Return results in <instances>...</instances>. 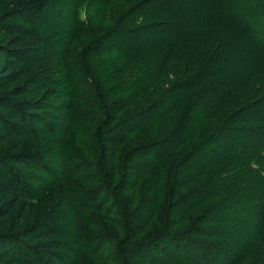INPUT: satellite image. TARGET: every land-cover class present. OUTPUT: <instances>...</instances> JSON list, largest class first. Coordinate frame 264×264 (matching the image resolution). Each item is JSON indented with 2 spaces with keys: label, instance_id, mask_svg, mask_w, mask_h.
Listing matches in <instances>:
<instances>
[{
  "label": "rangeland",
  "instance_id": "obj_1",
  "mask_svg": "<svg viewBox=\"0 0 264 264\" xmlns=\"http://www.w3.org/2000/svg\"><path fill=\"white\" fill-rule=\"evenodd\" d=\"M47 1L46 9L39 14L44 16L46 26L58 25L60 29L50 27L46 31L28 24L24 17L29 20V16L23 17L17 11L29 8L26 0L0 3V115L11 108L8 104L27 113L26 124L22 125L25 130L17 132L12 125L11 134L0 130V178L10 184L8 190L0 187V264H175L173 259L178 255L174 254L173 244L161 236L164 229L158 226L157 218L141 229L131 215L121 222L125 213L122 198L132 203L127 211L137 208L142 198L137 191L142 189L144 179L136 186L139 178L129 176L126 167L125 174L131 179L121 189L122 198L114 186L126 180L119 177L118 170L124 158L131 163L125 151L143 142V138L158 136L153 131L128 135L127 121L118 128L117 117L136 107L134 95L138 91L127 90L133 86L131 81L117 87L112 77L131 71L139 64L137 61L153 66V73L161 76L160 85L168 82L166 92L179 91L174 82L188 79L189 95L170 119L179 122L194 110L196 124L211 127L213 133L204 144H198L200 135L195 136L181 151L184 148L185 155L197 143L194 158L210 160L222 151L227 155L224 163L212 165L200 179L217 178L224 166L226 172L235 174L233 182L240 183L236 192L231 189L190 207L194 208L190 217L171 228L183 230L193 222L199 236L215 242L227 241L228 237L239 245L260 235L263 223L257 203L264 200V181H257L259 176L250 172L243 157L252 154V160H258L256 145L264 143V135L255 129L249 146L242 142L249 139L248 126H264V99L254 107L248 104L263 97L264 78L257 75H264V62L256 58L253 40L244 33L240 35L223 13L240 10L238 18L244 19L246 26L253 25V16L258 19L255 15L261 12L257 11L256 0H156L174 13L163 23V30L152 35L156 41L152 48L138 55L101 50L109 46L110 38L102 45L97 39L112 26L117 28V17L139 0H115L103 6L99 14L88 9V0ZM70 7L76 10L79 22L85 20L87 32L65 30L72 17ZM179 39V53L164 60L169 43ZM116 65L121 72L115 73ZM79 68L89 78L86 86L75 85L80 84ZM231 117L236 121L224 124ZM170 119L152 126H172ZM2 122L0 119L3 129ZM113 134L117 143L111 142ZM176 150L172 158L182 154L178 147ZM103 162L110 166V175L102 173L100 165L106 166ZM108 185L117 191L110 192ZM196 188L190 183L185 190ZM211 205L219 208L210 215L219 218L214 221L205 220L204 211ZM150 211L149 207L142 208V222ZM220 217L230 218L231 222ZM129 228L139 231L130 236ZM43 232L49 237H42ZM29 235L38 240H30ZM140 245L144 251L138 250ZM242 264H264V257H250Z\"/></svg>",
  "mask_w": 264,
  "mask_h": 264
},
{
  "label": "trees",
  "instance_id": "obj_2",
  "mask_svg": "<svg viewBox=\"0 0 264 264\" xmlns=\"http://www.w3.org/2000/svg\"><path fill=\"white\" fill-rule=\"evenodd\" d=\"M30 1L35 3L31 4L33 2ZM36 1L39 0H26L25 4L29 6V8L17 10L19 12L17 13H21L23 17L29 16V20L25 17L24 20H27L28 24L33 25L36 28H41L46 31H48L50 27L54 28V30L59 28L58 25L48 24V26H46L47 23L43 22L44 16L39 14L41 11H43L42 9H46L49 1ZM114 1L115 0H88V9L90 7L92 9L91 11H95L97 14H99L104 9L103 6H110V4L115 3ZM6 2H8V0H0V3L2 4ZM255 3L258 13L260 10L261 12L259 16L258 14L255 15V17H258V19L254 18L253 16L252 19L256 21L250 26H246L245 20L239 19L236 15L242 12L240 10H238L237 13V10L235 11L233 9V12L229 11L226 13L224 11L223 13L225 17H229V19L232 20L240 35L243 36L244 33L246 37L253 40V48L257 51L256 58H258L260 61L262 59L264 62V0H256ZM165 7L166 6L164 3H157L156 0H139V2H135L134 4L130 5L122 15L117 17L118 27L116 28L112 26L109 28V30L105 31L99 36L97 40L99 42L101 41V45L103 41L105 42L108 40L107 38H110L108 42L109 46H102L100 49H105L107 52L114 51L116 54L120 53L123 55H138L143 54V52H147L152 48V45L156 43V41L154 42V37H152V35L156 34V32L159 30H163V23L167 21L169 15L174 13L173 11L166 10L167 8ZM69 13H71L72 17L69 19V27L65 30H69V28H71L70 32L76 34L87 32V27L84 24L85 20L81 19L79 22V19H76V10H73V7L69 8ZM58 34H60L59 30ZM184 35L187 36L186 34ZM169 45L171 47L166 49V53L163 57V59H167V61L172 58L175 53H179L181 46L180 39L178 42H170ZM109 54L113 55V53ZM137 62L140 65H135L131 71L121 74L119 78H116V76L112 77V81L117 84V87H119L118 84L121 82H123V84H128L131 81L133 86L127 90L131 91L132 89H137L138 91L137 94L134 95L136 98H134L135 102L133 105H136V107L131 111H126V113L122 114V116L117 117V123L119 124L118 128L122 125L125 126V121H127L128 124L126 129L128 135L134 134L137 131L141 132L142 134L145 131H153L154 134L158 136L151 140H144L142 136L143 142L137 143V141L135 142L137 143L136 145L125 151V154L128 155V159L131 161V163L129 165L126 162L128 161L127 157L124 158L123 161H121L123 162V165H121L118 170L119 177H126V180H120L118 185L113 183L114 186H117V190L119 191V199L123 196L121 189H123L124 184L131 179L129 176L132 174L134 177L139 178V181L136 182V186L140 185L141 179H144V185H142V189L140 191H137V193L141 195L142 198L140 199L138 207H135L132 212L130 208L129 211H127V207L132 203H130L128 199L122 198L125 203H122L125 213L122 215L123 217L121 218V222L124 221L125 217H127L125 218L126 220L128 219V216L131 215L135 221L133 219L131 220L136 223L138 222V224L140 223L139 229H141L145 227L151 220L157 218L158 226H161V228L164 229V231L161 233V236H165L166 239L173 244V250L176 252L174 254L179 256V260L177 258L178 256L173 259L175 264H242L250 257H255L257 259L258 257H264V200L260 201V203H257V205L260 204V209L258 212L260 222L261 224L263 223L262 231L260 232V235L256 234V236H253L252 238H247L248 240L245 242V245H239L237 243L233 244V239L228 237L227 241L224 240V242H215L213 240H208L205 237H201L198 235V228L193 222H191V225L187 226V228H184L183 230H173L171 228L173 224H177L181 220L185 221L190 217L189 214L193 212L194 209L190 207H198L205 199L208 201V199H213L225 191H229L231 189L236 192L240 183L237 181L235 183L233 182L235 179V174L232 172H226L224 170V166L220 168L221 173H217V178H212L210 181L200 179L202 176H204V173H207L212 168V165L224 163L227 155H225V153L222 151L215 158L210 160L194 158L198 152V144H204L205 142H208V138L213 133L211 127L206 125L200 126L199 123L196 124L198 118L197 115L193 114L194 110L191 111V114L189 115V118L187 117V119L185 118L179 120V122L170 119L173 117L171 114L175 113V111L179 108V105L184 100V97L189 95L187 91L190 89L186 90V87H188V79H185L184 81L183 79H180L177 82H174V84H178L179 91L175 89V91L172 92V90L169 89L166 92V86L168 82L160 85L159 80L161 76L160 74L155 75L153 73V66L148 67L146 64L140 63V61ZM258 66H260V62L258 63ZM81 71V68H79L78 80L80 84L76 82L75 85L77 87L80 85L86 86L89 80L86 73ZM151 71V76L149 75L148 78V74ZM116 72H121L120 67L117 65L115 67V73ZM257 77L261 79L264 78V75H257ZM154 82H156V84L153 86ZM161 87L163 93L160 92ZM262 96L263 97L261 99L250 100L248 103L249 106L254 107L256 104L260 103L261 100L264 99V94ZM75 97H80L79 93H77ZM201 99L203 98L201 97ZM8 105L11 108H6L4 112H2L3 116L0 115V119L4 122H2L3 129L0 127V130H4L6 134H11L13 133L11 125L16 127L15 130L17 132L22 129L25 130L26 126L22 127V125L26 124L25 120L27 118L24 115H27V113L22 112V110H17V108L14 109V106L11 104ZM3 107L5 108V106ZM235 118L237 119V116ZM164 119H170L172 126L165 123H162L161 127L152 126L164 121ZM233 119L234 118L231 117L229 120L226 122L224 121L225 123H223L232 125V123L236 121V119H234V121ZM241 119L242 117L239 116L238 122H240ZM27 125H29L28 122ZM231 125L228 126L229 129L232 128ZM254 126L256 125L248 126L247 128L245 127L246 131L249 133V139L247 138L245 143L242 142L244 146H249L248 141L254 140L250 134L253 133L255 129H258V133L264 135V126H256L259 128ZM225 128L227 127L225 126L223 129ZM237 129L238 131L242 130V127L236 129L233 128V131H236ZM166 133H168V135L164 137ZM115 134H113L111 141L112 143H117ZM199 135L201 136L199 139L200 142L198 144L193 143V145L187 151L185 149L186 152L184 155V148L181 151V147L188 145L192 138H195V136ZM177 147L180 149L179 153L182 154L172 158V155L176 153L175 151H177ZM256 147L258 152L257 157L255 158L258 160L253 161L252 154H246L243 157V162L248 163V169L251 173L259 176L257 181L261 183L264 181V143L261 145H256ZM93 149L94 148H92V150ZM101 152L102 149L100 150V154ZM103 155L104 154H102V157L106 159V157ZM165 162H167L168 165ZM104 164L106 166L100 165L102 173H105V176L106 173L107 175H110V166H108L106 163ZM2 166L4 167V164H2ZM112 167L116 168L114 164ZM126 167L128 171L127 174L129 173V179H127V174H125ZM6 181H1L0 178V187L3 190H8L10 188L9 182ZM190 183L196 184L199 188H196L195 191L185 190ZM130 184H132V182ZM107 188H109V190L111 189L110 192L117 191L110 185H108ZM234 200L230 203H227L231 204L234 202ZM212 206L213 205L205 209V220L212 219V221H214L213 219L215 216L211 217L210 215L218 212L219 208L217 205H214L213 207ZM147 207L151 208V213L142 222V208ZM239 209L242 211L243 208ZM253 211L256 212V210ZM220 219H223V221L226 222H231L230 218L227 219L226 217H220ZM191 229L196 230L197 232L191 231ZM138 231L139 230H135L134 228H129L127 233L130 236H135ZM46 236L48 238L49 234L47 232H43L42 237ZM29 237V239L32 241L38 240L33 236L29 235ZM157 240L158 239H156V243H158ZM249 242V246L246 247ZM137 245L135 244V246ZM145 245H147L146 242ZM141 247V245L138 246V250L144 251ZM154 248L155 250L158 249L155 246ZM160 249H162V247ZM163 253H169V251H165Z\"/></svg>",
  "mask_w": 264,
  "mask_h": 264
}]
</instances>
